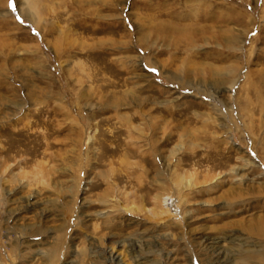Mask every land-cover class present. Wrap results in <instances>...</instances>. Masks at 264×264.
Returning a JSON list of instances; mask_svg holds the SVG:
<instances>
[{"label":"rangeland","instance_id":"374dc122","mask_svg":"<svg viewBox=\"0 0 264 264\" xmlns=\"http://www.w3.org/2000/svg\"><path fill=\"white\" fill-rule=\"evenodd\" d=\"M0 264H264V0H0Z\"/></svg>","mask_w":264,"mask_h":264},{"label":"snow or ice","instance_id":"6c2138e0","mask_svg":"<svg viewBox=\"0 0 264 264\" xmlns=\"http://www.w3.org/2000/svg\"><path fill=\"white\" fill-rule=\"evenodd\" d=\"M152 71H154V70H152Z\"/></svg>","mask_w":264,"mask_h":264}]
</instances>
